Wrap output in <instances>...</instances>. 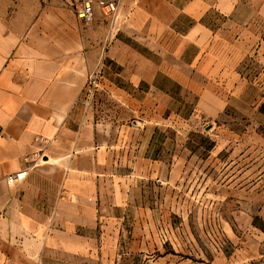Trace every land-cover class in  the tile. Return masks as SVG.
<instances>
[{
    "label": "rangeland",
    "instance_id": "rangeland-1",
    "mask_svg": "<svg viewBox=\"0 0 264 264\" xmlns=\"http://www.w3.org/2000/svg\"><path fill=\"white\" fill-rule=\"evenodd\" d=\"M30 1L0 0V10ZM37 1L75 14L68 0ZM81 27L94 61L86 105L165 129L145 132L166 141L165 159L129 194L144 210L136 245L152 264H264V0H120L115 16L96 10Z\"/></svg>",
    "mask_w": 264,
    "mask_h": 264
},
{
    "label": "crops",
    "instance_id": "crops-1",
    "mask_svg": "<svg viewBox=\"0 0 264 264\" xmlns=\"http://www.w3.org/2000/svg\"><path fill=\"white\" fill-rule=\"evenodd\" d=\"M34 1V9L0 10V264H137L138 257L152 264L145 245H136L145 243L136 231L144 210L129 194L165 159L166 141L144 138L148 127L160 134L164 126L95 114L83 97L94 61L81 20L62 7L39 10ZM43 146L37 166L9 184L27 166L24 157ZM168 260L162 255L158 264Z\"/></svg>",
    "mask_w": 264,
    "mask_h": 264
},
{
    "label": "built area",
    "instance_id": "built-area-1",
    "mask_svg": "<svg viewBox=\"0 0 264 264\" xmlns=\"http://www.w3.org/2000/svg\"><path fill=\"white\" fill-rule=\"evenodd\" d=\"M72 6L73 12L75 15L84 22L93 21L96 10H100L103 14L107 16H115L118 11V4L120 0H68ZM89 83H96L95 74H91L89 77ZM41 143H47V138L41 137L38 139ZM45 147H40L34 156L24 157V162L27 166L24 169L16 174L15 176L10 177L7 181L9 184H14L16 181L23 180L29 170L37 166L38 162L42 160Z\"/></svg>",
    "mask_w": 264,
    "mask_h": 264
}]
</instances>
